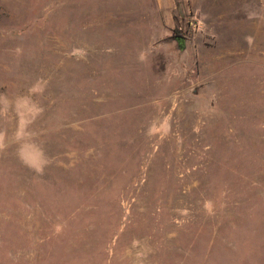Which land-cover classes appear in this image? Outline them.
<instances>
[{
	"label": "rangeland",
	"instance_id": "rangeland-1",
	"mask_svg": "<svg viewBox=\"0 0 264 264\" xmlns=\"http://www.w3.org/2000/svg\"><path fill=\"white\" fill-rule=\"evenodd\" d=\"M0 264H264V0H0Z\"/></svg>",
	"mask_w": 264,
	"mask_h": 264
},
{
	"label": "water",
	"instance_id": "water-1",
	"mask_svg": "<svg viewBox=\"0 0 264 264\" xmlns=\"http://www.w3.org/2000/svg\"><path fill=\"white\" fill-rule=\"evenodd\" d=\"M178 41H180V40L178 39ZM179 47H180V45H179Z\"/></svg>",
	"mask_w": 264,
	"mask_h": 264
}]
</instances>
